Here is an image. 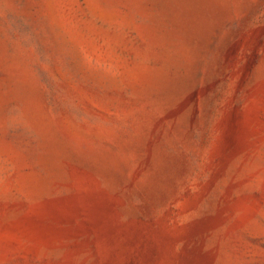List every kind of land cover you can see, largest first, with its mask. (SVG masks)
<instances>
[{
    "label": "rangeland",
    "instance_id": "obj_1",
    "mask_svg": "<svg viewBox=\"0 0 264 264\" xmlns=\"http://www.w3.org/2000/svg\"><path fill=\"white\" fill-rule=\"evenodd\" d=\"M0 264H264V0H0Z\"/></svg>",
    "mask_w": 264,
    "mask_h": 264
}]
</instances>
